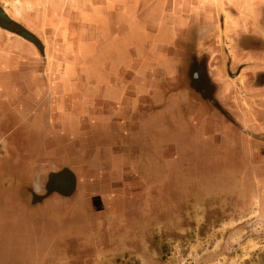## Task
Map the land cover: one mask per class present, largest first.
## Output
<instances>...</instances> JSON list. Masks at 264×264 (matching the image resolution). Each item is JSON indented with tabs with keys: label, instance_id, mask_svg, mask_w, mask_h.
<instances>
[{
	"label": "rangeland",
	"instance_id": "rangeland-1",
	"mask_svg": "<svg viewBox=\"0 0 264 264\" xmlns=\"http://www.w3.org/2000/svg\"><path fill=\"white\" fill-rule=\"evenodd\" d=\"M260 3L0 0V264H264L263 127H107L122 84L218 110L207 53Z\"/></svg>",
	"mask_w": 264,
	"mask_h": 264
},
{
	"label": "crops",
	"instance_id": "crops-1",
	"mask_svg": "<svg viewBox=\"0 0 264 264\" xmlns=\"http://www.w3.org/2000/svg\"><path fill=\"white\" fill-rule=\"evenodd\" d=\"M258 5L261 8L257 10H244L249 14L253 12L252 16L257 24L256 27L246 28L237 24L233 27L225 25L220 32L219 40L223 35L229 41L227 54L223 52V56L222 53L219 54V51L216 53L215 50H210L207 53V80L213 87L212 99H214L218 110L212 109V111L211 99L201 97L200 91H197L194 86L178 90L175 94L168 92L163 95L159 91L152 98H147L145 94L139 92L130 94L128 85L125 84L116 88V93L113 96L115 99L111 100L108 97V100H111L108 106H112V108L111 111H108L107 121L110 124L107 127L113 131L116 128L125 132V135L121 134L124 146H134V143L137 142L143 143L142 140L148 137L147 130L149 128L156 129L161 124V114L164 108H166V113L169 110L172 111L169 113L175 118V121L186 123L187 128H194L197 133L202 132L203 134L206 129H210L212 126L226 125L219 115L220 112L230 114L231 119H234L235 128L241 129L243 126H245L244 128L249 126V128L263 127L264 129V21L262 20L264 5L261 3ZM91 17H97V14L93 13ZM185 64L188 65V62L186 61ZM183 70L184 68L178 73L183 76L177 75L172 80H192L191 76H184ZM122 80L126 81L127 79L123 78ZM197 96L202 98L206 107H202L200 104L196 108L192 107L195 100H198L195 98ZM166 113L162 115L165 116ZM114 121L116 124L113 123ZM131 121H134V124ZM134 128L136 129L133 130ZM115 137L114 133L111 136V141L114 139L111 143L118 140ZM156 137L157 135H154V140ZM124 141L129 143L125 144L127 142ZM128 155L129 152H124L117 157L125 161L130 158Z\"/></svg>",
	"mask_w": 264,
	"mask_h": 264
},
{
	"label": "bare ground",
	"instance_id": "bare-ground-1",
	"mask_svg": "<svg viewBox=\"0 0 264 264\" xmlns=\"http://www.w3.org/2000/svg\"><path fill=\"white\" fill-rule=\"evenodd\" d=\"M14 12L18 15L19 14V9L17 8V3L16 6H14Z\"/></svg>",
	"mask_w": 264,
	"mask_h": 264
}]
</instances>
